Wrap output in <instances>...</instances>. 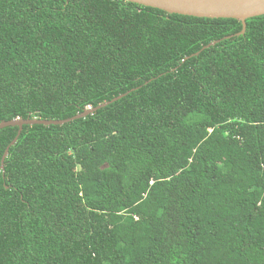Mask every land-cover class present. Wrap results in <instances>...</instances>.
Wrapping results in <instances>:
<instances>
[{
    "label": "trees",
    "instance_id": "obj_1",
    "mask_svg": "<svg viewBox=\"0 0 264 264\" xmlns=\"http://www.w3.org/2000/svg\"><path fill=\"white\" fill-rule=\"evenodd\" d=\"M242 29L0 0V123L124 96L0 130V264H264V16Z\"/></svg>",
    "mask_w": 264,
    "mask_h": 264
},
{
    "label": "water",
    "instance_id": "obj_2",
    "mask_svg": "<svg viewBox=\"0 0 264 264\" xmlns=\"http://www.w3.org/2000/svg\"><path fill=\"white\" fill-rule=\"evenodd\" d=\"M128 3H132L138 6L153 8L164 11L171 15H181L195 18L205 19H235L242 23L243 29L241 33L236 36L245 35L247 30V21L249 19L264 16V0H122ZM227 37L225 39H230ZM221 41H215L208 46H205L203 50L215 47ZM199 55V54H196ZM124 96L113 99L110 102L104 103L95 109H88L83 114H80L74 118L63 121H46L39 119H16L10 122L0 123V130L18 127V135L12 142L10 147L14 146L19 140L24 127L34 126H63L71 123L75 120L84 119L89 115L94 114L98 110L109 106L110 104L117 102ZM6 150L2 160V170L4 171V163L9 154V149Z\"/></svg>",
    "mask_w": 264,
    "mask_h": 264
}]
</instances>
